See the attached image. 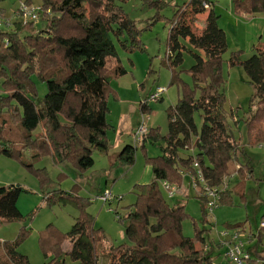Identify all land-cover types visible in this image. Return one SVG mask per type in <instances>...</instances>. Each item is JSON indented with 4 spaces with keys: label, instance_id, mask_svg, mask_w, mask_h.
<instances>
[{
    "label": "trees",
    "instance_id": "1",
    "mask_svg": "<svg viewBox=\"0 0 264 264\" xmlns=\"http://www.w3.org/2000/svg\"><path fill=\"white\" fill-rule=\"evenodd\" d=\"M117 1L128 0H40L43 28L37 27L36 20L27 19L0 30V156L19 157L23 149H29L34 152L33 160L48 154L55 164L70 162L84 172L94 165V152L108 155L107 132L112 129L107 119L108 99L117 98L110 83L127 73L116 43L127 53L145 52L142 29ZM141 2L156 10L152 21L159 19L167 4L166 0ZM232 4L237 14L264 13V0H233ZM218 18L211 1L188 0L175 8L170 20L163 61L171 72L170 84L177 86L180 97L165 109L166 135L149 129L140 145L150 139L164 142L161 155L146 156L153 181L137 186V200L123 217L127 221L124 233L133 245L108 244L87 211L90 199L79 196L75 184L69 191L56 188L44 195L48 205H72L78 216L67 233L41 235L44 254L47 249L54 253L42 264H64L65 257L71 264H98L100 258L107 264H214L206 242L208 229L196 227L194 237L185 236L182 227L189 214L184 205L170 204L160 186L165 181L180 188L183 174L195 176L200 170L204 183L197 181L194 189L206 222L210 213L204 186L216 189L218 204L231 203L233 194L244 197V182L253 178L252 166L239 160L244 145L235 139L228 122L234 112L228 115L225 109L222 63L227 41ZM253 49L246 59L238 51L228 60L231 67L242 66L254 90L253 109L243 120L251 145L264 142V44ZM185 51L194 59L188 69L191 84L180 78ZM36 78L46 86L40 102ZM140 107L143 113L149 110L146 101L140 102ZM37 129L41 133L34 138ZM136 150L137 146L126 144L115 160L130 166ZM234 177L238 183L231 187ZM40 180L47 181L43 173ZM22 190L20 186H0V221L22 218L17 205ZM118 219L122 220L121 215ZM244 229L237 223L229 230ZM25 233L12 241H0V264H31L18 249ZM64 240L70 243L65 252L61 248ZM261 259L255 264H264V257Z\"/></svg>",
    "mask_w": 264,
    "mask_h": 264
},
{
    "label": "rangeland",
    "instance_id": "2",
    "mask_svg": "<svg viewBox=\"0 0 264 264\" xmlns=\"http://www.w3.org/2000/svg\"><path fill=\"white\" fill-rule=\"evenodd\" d=\"M187 1L166 0L167 4L159 12V19L156 21H152L156 10L149 5H143L141 0H128L124 3L117 1V5H120L124 12L136 22L137 28L142 29L140 39L145 52L138 50L127 53L116 43L118 57L128 74L110 83L111 87L118 91L119 97L110 96L108 99L107 119L113 127L107 132L109 145L114 144L121 130L130 129L134 125L138 127L143 116L148 117L146 123L148 128L149 125L154 128L159 127L160 134L166 135L165 109L177 102L180 93L175 84H170L171 72L163 61L166 52L165 43L175 8ZM209 1L212 2L215 13L219 16L218 25L226 34L227 49L223 54L222 63L223 76L226 79L225 109L228 115L232 110L235 118L229 115L228 122L235 139L244 145L239 160L247 161L252 166L253 178L249 177L245 180L243 198L239 194H233L231 203H219L209 214L206 222L203 219L201 200L197 196L199 193L191 184L188 174L182 175L180 186L182 190L172 199L159 186L170 204L184 205L189 214L190 218L183 223L182 227L185 236L194 237L196 227L199 230L208 229L206 242L214 264H237L225 258L224 248L218 247L221 233L237 223L244 225L245 229L240 230L239 240L250 253V264H255L258 261L261 262V258L264 257V228L261 227V221L264 220V142L255 145L248 143L243 120L252 108L251 100L254 90L242 66L231 67L228 60L232 52L238 51L241 52V58L246 59L253 53L254 45L264 44V13L254 16L237 14L233 11V0ZM33 2L34 5H40V0H33ZM17 7L18 0H0L1 18L11 22L27 20L24 17H18ZM201 20L202 17H200ZM35 23L39 28L45 26V20L42 17H39ZM148 24L151 25L147 26ZM1 29L4 30L5 26H0ZM185 45L190 47L187 42ZM193 63L191 53L185 51L179 71L181 80L188 84L192 82L188 69ZM35 82L38 90L37 101L40 102L46 93V86L37 78ZM157 87L165 89L162 99L149 101L148 96L154 93ZM135 97H138L137 104L131 107L129 101L134 100ZM146 100L149 101L147 105L150 111L143 113L139 102ZM124 132L126 134V131ZM40 133V129H37L32 134L34 138H37ZM125 137L127 138V135ZM123 141H125L124 137ZM131 144L137 146L132 165L128 166L116 161L114 154L94 152V165L84 172H80L70 162L55 164L48 154L33 160L34 152L29 149H23L19 157L0 156V186L14 185L23 189L17 200L22 218L14 221H0V241H12L20 233L27 231L25 237L19 242V251L28 257L31 264H42L49 260L54 253L51 249H47L49 252L44 254L40 244L41 235L46 232L52 233V231L60 234L67 233L71 229L74 218L78 216V210L72 205H48L44 195L56 188L69 191L76 184L79 196L90 199L87 211L94 217V226L102 230L108 244L133 245L124 233V223L127 221L123 217L126 214V208L137 200V186L153 181L152 169L147 164L146 156L161 155L164 142L161 138L156 141L147 140L145 150L139 144L134 142ZM122 147L115 149L114 153H119ZM29 164L32 166L28 167ZM41 173L47 178L46 183L41 182ZM237 183L236 177L231 178L229 186L234 187ZM105 192L111 193L112 200L104 204L96 197ZM119 215L122 220L118 219ZM52 234L55 236V233ZM61 248L62 251H67L70 243L64 240ZM64 264H71L68 257H65ZM98 264H107V261L100 258Z\"/></svg>",
    "mask_w": 264,
    "mask_h": 264
},
{
    "label": "built area",
    "instance_id": "3",
    "mask_svg": "<svg viewBox=\"0 0 264 264\" xmlns=\"http://www.w3.org/2000/svg\"><path fill=\"white\" fill-rule=\"evenodd\" d=\"M41 11L40 5L27 4L23 1H18L17 15L22 16L29 20H37L39 18V13ZM11 23L10 20L2 19L0 16V26H7ZM165 89L157 87L154 93L148 96L149 101H156L161 98ZM146 100V102H149ZM148 117L143 116L142 121L139 126L135 129L132 134L134 144L141 145L148 134V127L146 125ZM197 165L195 164V167ZM204 183V179L200 170H197L195 176H191V184L195 186L196 182ZM162 187L166 191L169 197H173L179 190L176 185H171L168 182H162ZM203 187V186H202ZM204 196L208 198L207 210L211 214L213 209L218 205L217 201V191L216 189H210L207 186L203 187ZM96 199L102 201L104 204L112 200V195L110 192H105L96 197ZM261 227L264 228V220L261 221ZM240 231L226 230L221 233V240H219V246L223 247L224 257L229 261L237 264H250V253L245 249L243 242L239 240Z\"/></svg>",
    "mask_w": 264,
    "mask_h": 264
},
{
    "label": "crops",
    "instance_id": "4",
    "mask_svg": "<svg viewBox=\"0 0 264 264\" xmlns=\"http://www.w3.org/2000/svg\"><path fill=\"white\" fill-rule=\"evenodd\" d=\"M126 74H128V73H126ZM125 74V75H126ZM123 77V76H122ZM121 78V77H120ZM114 89V88H113ZM115 90V89H114ZM116 91V90H115ZM120 92V91H119ZM116 93H117V98L119 97V94H118V91H116ZM121 96V95H120ZM162 97V96H161ZM137 98L138 97H135V99L134 100H130L129 102H130V106L131 107H133V105H136L137 103ZM162 98H160L159 100H161ZM141 102V101H140ZM139 102V103H140ZM150 111V107H149V110H148V112ZM137 127V126H136ZM136 127H135V125L132 127H130V129H125L124 131H126V134H125V132L123 131V130H121L120 132H119V134H118V136H117V139H116V141L114 142V144L111 146V145H109L110 146V148H109V152H108V155L110 154V155H115V154H117V153H114L115 151V149H117V148H121L123 145H126V144H129V141H130V144L133 142V138H132V134H133V132L135 131V129H136ZM113 128V127H112ZM148 129H159V127H156V128H154V127H151V125H149V128ZM121 135H123L122 137H121ZM125 135H127V138L125 137ZM123 137H124V139H125V141H123ZM110 141V140H109ZM145 146H146V142L144 143V146L143 147H141L143 150H145ZM113 149V150H112ZM190 178H191V176H190ZM180 190H182V188L180 187L179 188V190H178V192L177 193H179L180 192ZM176 193V194H177ZM175 194V195H176ZM185 194H187V193H185ZM175 195L172 197V198H174L175 197ZM100 201V200H99ZM176 202H178L177 200H176Z\"/></svg>",
    "mask_w": 264,
    "mask_h": 264
}]
</instances>
